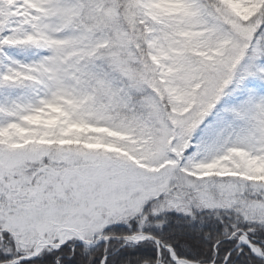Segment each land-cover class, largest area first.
I'll return each instance as SVG.
<instances>
[{
    "label": "snow or ice",
    "instance_id": "snow-or-ice-1",
    "mask_svg": "<svg viewBox=\"0 0 264 264\" xmlns=\"http://www.w3.org/2000/svg\"><path fill=\"white\" fill-rule=\"evenodd\" d=\"M0 264H264V0H0Z\"/></svg>",
    "mask_w": 264,
    "mask_h": 264
}]
</instances>
